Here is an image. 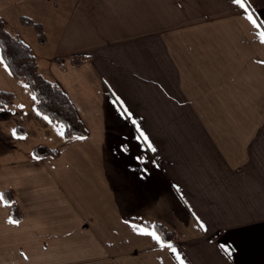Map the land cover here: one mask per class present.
<instances>
[{"label": "crops", "instance_id": "1", "mask_svg": "<svg viewBox=\"0 0 264 264\" xmlns=\"http://www.w3.org/2000/svg\"><path fill=\"white\" fill-rule=\"evenodd\" d=\"M243 4L40 0L46 43L15 33L87 134L63 137L0 59V193L21 212L0 200V264H264V0Z\"/></svg>", "mask_w": 264, "mask_h": 264}, {"label": "trees", "instance_id": "2", "mask_svg": "<svg viewBox=\"0 0 264 264\" xmlns=\"http://www.w3.org/2000/svg\"><path fill=\"white\" fill-rule=\"evenodd\" d=\"M19 23L24 27H30L40 45L47 41L43 25L32 19L20 16ZM0 59L7 66L13 78L21 82L31 95L35 109L50 122L56 124L63 137H84L87 131L79 119L73 105L61 90L59 85L49 78L44 77L38 69L35 56L31 48L23 42L19 36L7 29L4 20L0 17ZM71 60L74 64L83 59L73 55ZM13 100V95L0 90V108H6ZM56 152L46 147H36L34 155L42 157L54 156ZM3 200H7L9 216L14 221L21 219V212L13 202L9 191H3ZM142 226L155 231L164 243H170L177 239V235L166 226L159 223L138 221Z\"/></svg>", "mask_w": 264, "mask_h": 264}, {"label": "rangeland", "instance_id": "3", "mask_svg": "<svg viewBox=\"0 0 264 264\" xmlns=\"http://www.w3.org/2000/svg\"><path fill=\"white\" fill-rule=\"evenodd\" d=\"M40 0H0V17L11 32L19 33V36L26 39V35L20 30L22 25L18 18L25 16L35 22L44 15V8L39 6ZM16 34V33H15Z\"/></svg>", "mask_w": 264, "mask_h": 264}, {"label": "snow or ice", "instance_id": "4", "mask_svg": "<svg viewBox=\"0 0 264 264\" xmlns=\"http://www.w3.org/2000/svg\"><path fill=\"white\" fill-rule=\"evenodd\" d=\"M235 2H236L237 4H240L241 7H245V5L243 4V0H235ZM248 19H249L254 25H257V22L253 19V16H252V15H248ZM257 27H259V25H257ZM261 40H262V42H264V32H261ZM5 67H7V66L5 65ZM141 135L144 136L143 132H141ZM144 139L147 140V139H148L147 136H144ZM149 146H150V145H149ZM0 200H3V194H2V193H0ZM3 202H4L5 204L10 203V202L7 201V200H3ZM9 219L11 220V217H9ZM13 222H15V221H13ZM201 226H203V225H201ZM140 231H141V232H144L145 234L151 235L155 240H157L158 242H160L162 246H164V241L161 240V238L157 235V233H156L155 231H151V232H150V231H149L148 229H146V228H144V229H140ZM168 247L172 248V251H173V252H176V249H175L174 247H172L171 244H168ZM177 259L180 260V264H184V261H183V259H181V258L179 257V254H177Z\"/></svg>", "mask_w": 264, "mask_h": 264}]
</instances>
